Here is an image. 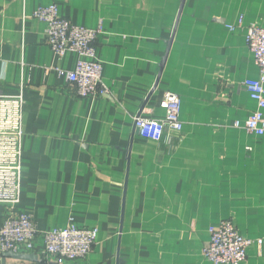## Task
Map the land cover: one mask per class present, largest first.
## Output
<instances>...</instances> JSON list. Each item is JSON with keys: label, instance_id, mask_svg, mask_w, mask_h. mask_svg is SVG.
Wrapping results in <instances>:
<instances>
[{"label": "crops", "instance_id": "0c3cea01", "mask_svg": "<svg viewBox=\"0 0 264 264\" xmlns=\"http://www.w3.org/2000/svg\"><path fill=\"white\" fill-rule=\"evenodd\" d=\"M50 4L101 28L106 96L75 97L56 72L77 56L45 44L32 14ZM256 23L264 0H0V96L23 100L16 210L41 231L96 228L93 250L72 264H211L202 251L223 221L264 238V137L234 127L257 108L242 83L259 74L246 44ZM166 93L180 100L181 132L133 136L139 112L164 118ZM4 261L55 264L37 251ZM239 264H264V245Z\"/></svg>", "mask_w": 264, "mask_h": 264}, {"label": "built area", "instance_id": "2783aa9c", "mask_svg": "<svg viewBox=\"0 0 264 264\" xmlns=\"http://www.w3.org/2000/svg\"><path fill=\"white\" fill-rule=\"evenodd\" d=\"M32 17L44 24L45 44L58 59L68 53L76 54L73 70L55 68L72 87L71 95L90 99L106 96L103 66L96 58L101 28L91 30L72 24L59 15L54 4L38 7ZM246 44L259 74L242 83L257 108L246 120L236 121L234 127L264 137V24L248 27ZM22 104L20 95L0 96V203L10 208L19 203ZM160 107L164 111L161 120L145 118L142 111L134 117L133 136L160 142L167 133L181 132L178 96L166 93ZM97 235L96 228L80 227L72 220L64 227L41 231L30 213L12 211L2 218L0 225V264H5L3 258L8 254L34 251L55 264H72L91 253ZM263 245L264 238H244L230 221H223L209 229V241L202 256L211 264H239L245 261L249 249Z\"/></svg>", "mask_w": 264, "mask_h": 264}, {"label": "rangeland", "instance_id": "374dc122", "mask_svg": "<svg viewBox=\"0 0 264 264\" xmlns=\"http://www.w3.org/2000/svg\"><path fill=\"white\" fill-rule=\"evenodd\" d=\"M17 206V205H16ZM16 206L15 207H13V206H11V208L9 207L8 209L12 212H18L17 210H16ZM250 239V238H249ZM40 254V253H39ZM41 255V254H40ZM3 260H4V258H3ZM4 263H5V261H4Z\"/></svg>", "mask_w": 264, "mask_h": 264}]
</instances>
